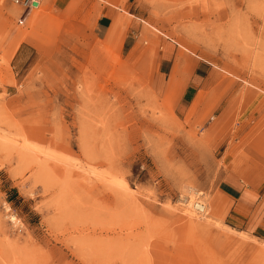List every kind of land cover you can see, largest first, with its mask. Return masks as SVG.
Wrapping results in <instances>:
<instances>
[{
  "label": "rangeland",
  "instance_id": "rangeland-1",
  "mask_svg": "<svg viewBox=\"0 0 264 264\" xmlns=\"http://www.w3.org/2000/svg\"><path fill=\"white\" fill-rule=\"evenodd\" d=\"M237 189L264 193V0H0V264H264Z\"/></svg>",
  "mask_w": 264,
  "mask_h": 264
},
{
  "label": "crops",
  "instance_id": "crops-1",
  "mask_svg": "<svg viewBox=\"0 0 264 264\" xmlns=\"http://www.w3.org/2000/svg\"><path fill=\"white\" fill-rule=\"evenodd\" d=\"M105 24L106 23L104 19L99 21L98 23L99 30H101V28L103 29L106 28ZM108 28L110 27H107V31H106L107 33L109 30ZM237 191L242 192L238 205L239 208L244 211L242 213L238 211L239 218L246 217V215L248 214L247 212L253 205H254L253 207L254 216H256L255 220H237V221L240 223V225L243 226L245 225L246 230H250L252 228V231L257 232L264 236V193L260 195L258 191H255L256 195L258 196V199L255 201L254 198L253 200L251 199L249 192L245 191L244 189H240V190L237 189Z\"/></svg>",
  "mask_w": 264,
  "mask_h": 264
},
{
  "label": "built area",
  "instance_id": "built-area-1",
  "mask_svg": "<svg viewBox=\"0 0 264 264\" xmlns=\"http://www.w3.org/2000/svg\"><path fill=\"white\" fill-rule=\"evenodd\" d=\"M12 2L27 10H37L41 6V0H12ZM193 210L199 216H204L207 214L208 206L204 201L198 199L193 203Z\"/></svg>",
  "mask_w": 264,
  "mask_h": 264
},
{
  "label": "bare ground",
  "instance_id": "bare-ground-1",
  "mask_svg": "<svg viewBox=\"0 0 264 264\" xmlns=\"http://www.w3.org/2000/svg\"><path fill=\"white\" fill-rule=\"evenodd\" d=\"M199 200H200V199H199ZM189 203L191 204V201H189ZM193 203H194V202H193ZM188 206H189V204L186 205V207H188ZM190 207L193 209V204H192V206H190ZM188 210H189V209H186V211H187L186 214L189 215L190 217H193L192 214H191L190 212H188ZM193 211H194V210H193ZM194 212H195V211H194ZM196 214H197V213H196ZM197 215H198V214H197ZM202 217H203V216H202Z\"/></svg>",
  "mask_w": 264,
  "mask_h": 264
}]
</instances>
